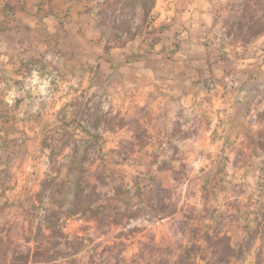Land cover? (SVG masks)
Returning a JSON list of instances; mask_svg holds the SVG:
<instances>
[{
    "label": "rangeland",
    "instance_id": "obj_1",
    "mask_svg": "<svg viewBox=\"0 0 264 264\" xmlns=\"http://www.w3.org/2000/svg\"><path fill=\"white\" fill-rule=\"evenodd\" d=\"M263 65L264 0H0V264H264Z\"/></svg>",
    "mask_w": 264,
    "mask_h": 264
},
{
    "label": "crops",
    "instance_id": "obj_2",
    "mask_svg": "<svg viewBox=\"0 0 264 264\" xmlns=\"http://www.w3.org/2000/svg\"><path fill=\"white\" fill-rule=\"evenodd\" d=\"M188 7H189V5H188ZM190 7H191L190 10L192 11L193 8L191 5H190ZM167 13H169V12H167ZM258 63H259V61H254L253 59H251V60H247V61H241L240 63H237L236 66L243 68V70H245L246 72H249L251 69L256 68V65H258ZM170 66H172V64H170ZM261 69H262L261 74H264V65L261 67ZM170 73L172 74V73H174V71H171V69H170Z\"/></svg>",
    "mask_w": 264,
    "mask_h": 264
},
{
    "label": "trees",
    "instance_id": "obj_3",
    "mask_svg": "<svg viewBox=\"0 0 264 264\" xmlns=\"http://www.w3.org/2000/svg\"><path fill=\"white\" fill-rule=\"evenodd\" d=\"M151 4H154V0H151ZM151 6H149V7L146 8L145 15H147V13L149 12ZM38 231H40V228H38ZM254 233L256 234L257 233V230ZM224 240L226 241V239H224ZM247 249H248V246H247ZM239 250H240V252L243 251L241 247H239ZM223 251L225 253H230L232 251V249H231V247L227 243H225V245L223 247Z\"/></svg>",
    "mask_w": 264,
    "mask_h": 264
}]
</instances>
